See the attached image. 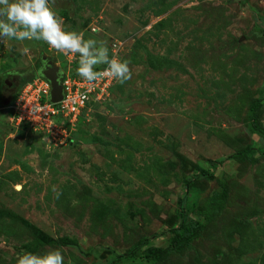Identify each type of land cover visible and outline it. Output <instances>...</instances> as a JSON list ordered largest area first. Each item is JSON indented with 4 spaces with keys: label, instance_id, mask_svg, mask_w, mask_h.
Masks as SVG:
<instances>
[{
    "label": "rangeland",
    "instance_id": "rangeland-1",
    "mask_svg": "<svg viewBox=\"0 0 264 264\" xmlns=\"http://www.w3.org/2000/svg\"><path fill=\"white\" fill-rule=\"evenodd\" d=\"M54 25L75 74H115L61 147L9 110L42 55L68 65ZM257 99L264 127V0H0V264H111L142 237L118 264H264Z\"/></svg>",
    "mask_w": 264,
    "mask_h": 264
},
{
    "label": "built area",
    "instance_id": "built-area-1",
    "mask_svg": "<svg viewBox=\"0 0 264 264\" xmlns=\"http://www.w3.org/2000/svg\"><path fill=\"white\" fill-rule=\"evenodd\" d=\"M50 28H52L51 34L46 32L51 38L47 49L50 52L54 51L55 55L63 54L68 62V65L63 67L58 63L63 97L56 103L52 102L50 81L35 74L31 81L22 86L10 104L11 120L18 126L27 124L40 133L49 147H61L72 141V133L77 129L84 110L92 103L100 102L110 96L115 74L111 67L85 76L75 74L72 71V62L75 60L80 38H62L56 32V25Z\"/></svg>",
    "mask_w": 264,
    "mask_h": 264
},
{
    "label": "trees",
    "instance_id": "trees-1",
    "mask_svg": "<svg viewBox=\"0 0 264 264\" xmlns=\"http://www.w3.org/2000/svg\"><path fill=\"white\" fill-rule=\"evenodd\" d=\"M95 72H97V71H95ZM33 78H34V73H32V76H31V79H33ZM28 81H30V80L25 79L20 84L23 86ZM22 86H21V88H22ZM2 87L9 88V86L5 82L2 83ZM19 91H17L16 95L12 99L9 98L11 103L14 101V99L17 96ZM260 106H261V100L260 99H257L256 101H254V103L251 105L252 127H253V130L255 132L259 133L260 135H264V127L261 125V123L258 119V110H259ZM9 110H10V116H11L12 115V109L9 108ZM234 157L240 162H243L246 160L256 162V160H257L256 151L252 148L240 150L234 155ZM226 193H227V188L224 187L221 194L223 196H225ZM220 202H223V199H218L216 202L211 203V205H209L208 207H206L204 209L202 214H203V217L206 221L211 220V218L219 212L220 205H221ZM202 226H203V224L200 223V221H196L195 223L192 222L189 225L181 224L178 228L175 229V231H180V230H182V231L180 233V236H178L175 239L174 247L178 246L182 242L186 243L191 238L195 237L197 234H199L200 230L202 229ZM148 242H149L148 238L142 237L138 242H136L134 245H132V247L130 249H128L123 255H119L114 260H112L111 264H118L119 259L123 256L135 255V253L138 250L145 247L148 244Z\"/></svg>",
    "mask_w": 264,
    "mask_h": 264
},
{
    "label": "water",
    "instance_id": "water-1",
    "mask_svg": "<svg viewBox=\"0 0 264 264\" xmlns=\"http://www.w3.org/2000/svg\"><path fill=\"white\" fill-rule=\"evenodd\" d=\"M41 61L42 65L39 67L36 75L43 76L50 81V100L56 103L63 97V86L60 82V66L56 65V63L46 55L41 56Z\"/></svg>",
    "mask_w": 264,
    "mask_h": 264
},
{
    "label": "clouds",
    "instance_id": "clouds-1",
    "mask_svg": "<svg viewBox=\"0 0 264 264\" xmlns=\"http://www.w3.org/2000/svg\"><path fill=\"white\" fill-rule=\"evenodd\" d=\"M43 56V55H42ZM48 57V56H47ZM49 58V57H48ZM55 62V61H54ZM41 63H42V61H41ZM62 66V65H61ZM39 70V69H38ZM38 70H35V71H33V73H34V76H35V74L37 73V71ZM9 102H10V99H9ZM10 104H11V102H10ZM10 104H9V106H10Z\"/></svg>",
    "mask_w": 264,
    "mask_h": 264
},
{
    "label": "crops",
    "instance_id": "crops-1",
    "mask_svg": "<svg viewBox=\"0 0 264 264\" xmlns=\"http://www.w3.org/2000/svg\"><path fill=\"white\" fill-rule=\"evenodd\" d=\"M55 63H56V65H58V62L55 61Z\"/></svg>",
    "mask_w": 264,
    "mask_h": 264
}]
</instances>
